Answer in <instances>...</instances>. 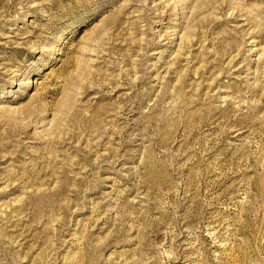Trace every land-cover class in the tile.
Masks as SVG:
<instances>
[{
  "label": "rangeland",
  "instance_id": "rangeland-1",
  "mask_svg": "<svg viewBox=\"0 0 264 264\" xmlns=\"http://www.w3.org/2000/svg\"><path fill=\"white\" fill-rule=\"evenodd\" d=\"M0 264H264V0H0Z\"/></svg>",
  "mask_w": 264,
  "mask_h": 264
}]
</instances>
